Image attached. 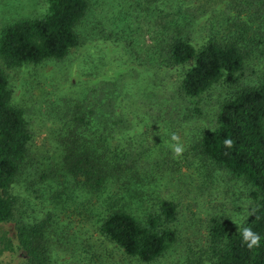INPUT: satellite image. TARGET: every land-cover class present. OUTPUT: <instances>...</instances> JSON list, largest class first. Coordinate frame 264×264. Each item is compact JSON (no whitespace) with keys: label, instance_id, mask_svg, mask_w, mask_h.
I'll return each instance as SVG.
<instances>
[{"label":"trees","instance_id":"obj_1","mask_svg":"<svg viewBox=\"0 0 264 264\" xmlns=\"http://www.w3.org/2000/svg\"><path fill=\"white\" fill-rule=\"evenodd\" d=\"M43 2L40 15L0 21V223L14 219V192L21 185L60 215H85L96 233L138 262L154 263L177 243L180 205L157 194V169H143L151 160L149 150H140L144 161L134 157L129 111L123 112L130 95L123 77L90 85L83 98L54 100L48 111L54 123L49 146L33 147L30 122L13 102L5 69L65 63L73 50L101 39L122 49L124 61L131 63L127 76L129 71L150 74L144 106L154 105L159 119L221 81L238 86L219 104L216 127L200 133L188 151L200 161L198 168H221L250 185L255 204L236 230L224 217L211 218L206 260L196 263L264 264V68L255 82L241 83L249 56H264V0ZM198 35L202 39L195 43ZM179 67L176 84L162 94L171 69ZM55 215L35 223L18 221L19 242L30 264H49L47 233ZM245 227L260 236L258 245L248 247ZM185 261L195 264L190 256Z\"/></svg>","mask_w":264,"mask_h":264},{"label":"rangeland","instance_id":"obj_2","mask_svg":"<svg viewBox=\"0 0 264 264\" xmlns=\"http://www.w3.org/2000/svg\"><path fill=\"white\" fill-rule=\"evenodd\" d=\"M43 10V0H0V21L37 16ZM241 16L242 20H247L245 15ZM205 21L204 18L199 22L204 24ZM201 32L204 35V31ZM201 39L198 35L194 42ZM121 55V48H114L110 42L97 39L73 50L65 63L51 61L5 71L13 91V102L24 109L35 134L34 148L41 146L42 142L47 146L50 144L47 134L54 123L48 111L54 100L63 97L68 100L74 96L83 98L90 85L101 80L123 77L130 93L123 112L129 111L128 120L132 126L129 142L135 145L134 157L144 161L145 156L140 154V150H149L147 153L151 160L142 168L151 165L157 169V194L174 199L180 205L181 213L177 223L180 237L177 243L154 263L138 262L96 233L93 227L86 224L85 215H60L47 200L35 196L33 189L26 191L17 185L14 192L18 196L15 217L0 223V264H30L29 256L19 242L17 223L20 220L31 223L45 220L48 213L58 216H53L49 222V264H190L185 261L186 256L195 258V264L199 258L203 263L207 256L204 247L211 218L224 217L235 230L249 220L255 204L251 186L221 168L210 165L198 168L200 161L188 151V145L200 133L216 127L219 104L235 92L238 86H230L221 81L199 99L193 102L185 100L179 107L165 110L163 118L159 119L152 109L154 105L149 108L144 106L145 88L149 84L150 74L147 78V74L129 71L131 77L127 76L131 63L124 61ZM263 68V55L249 56L241 83L255 82L263 74ZM181 70V67L171 69L163 85L165 93L162 94H167L176 84ZM161 74L159 72L157 75ZM155 79L158 81V78ZM150 91L151 94L153 90ZM100 93L101 97L104 92ZM196 107L199 111L195 110ZM173 135L177 137L176 140L172 139ZM160 143L164 156H160L158 151ZM176 145L183 148L179 155L174 151ZM82 225L88 227L84 229Z\"/></svg>","mask_w":264,"mask_h":264},{"label":"clouds","instance_id":"obj_3","mask_svg":"<svg viewBox=\"0 0 264 264\" xmlns=\"http://www.w3.org/2000/svg\"><path fill=\"white\" fill-rule=\"evenodd\" d=\"M173 140H176L177 137L175 135H173L172 137ZM227 144H231V141H226ZM174 151L177 155H179L182 151L183 148L182 146L176 145L174 147ZM243 239L245 242H248V247L251 248L254 245H258L259 241H260V236L256 233H254L251 228L245 227L243 229Z\"/></svg>","mask_w":264,"mask_h":264}]
</instances>
